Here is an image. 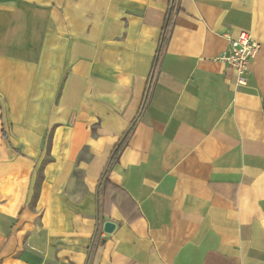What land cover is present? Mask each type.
<instances>
[{
	"label": "crops",
	"instance_id": "1",
	"mask_svg": "<svg viewBox=\"0 0 264 264\" xmlns=\"http://www.w3.org/2000/svg\"><path fill=\"white\" fill-rule=\"evenodd\" d=\"M169 3L0 0V264H264V0Z\"/></svg>",
	"mask_w": 264,
	"mask_h": 264
},
{
	"label": "built area",
	"instance_id": "2",
	"mask_svg": "<svg viewBox=\"0 0 264 264\" xmlns=\"http://www.w3.org/2000/svg\"><path fill=\"white\" fill-rule=\"evenodd\" d=\"M258 50V43L251 35L242 31L229 44V52L218 57L222 62L227 63L234 72L236 86L246 83L249 64Z\"/></svg>",
	"mask_w": 264,
	"mask_h": 264
},
{
	"label": "trees",
	"instance_id": "3",
	"mask_svg": "<svg viewBox=\"0 0 264 264\" xmlns=\"http://www.w3.org/2000/svg\"><path fill=\"white\" fill-rule=\"evenodd\" d=\"M177 1L178 0H170L169 6H168V11H167V14H166V17H165V20H164V26H163V30H162V35H161V38H160V45L162 47L164 46L166 40L168 39L169 27L171 25L173 12L177 8V4H178ZM128 134H129V132L124 134L122 140H120V142L114 146V148L112 150V155H111V158H110V165L113 162L116 161L117 156L119 155V152L121 151V149H122V147H123V145H124V143L126 141V138H127ZM49 136L50 135L49 134L47 135V132H46V135L44 137H45V139H47V147H49V145H50ZM105 175H106V172L103 174V177H105Z\"/></svg>",
	"mask_w": 264,
	"mask_h": 264
},
{
	"label": "water",
	"instance_id": "4",
	"mask_svg": "<svg viewBox=\"0 0 264 264\" xmlns=\"http://www.w3.org/2000/svg\"><path fill=\"white\" fill-rule=\"evenodd\" d=\"M155 65H156V63H154V66H153V69H152V73H151V76H150V79H149V83H148V86H147V91H148V89H149L150 82H151V80H152V75H153V71H154ZM147 91H146L145 97H146V95H147ZM144 100H145V98H144ZM114 227H115V225H114L113 222H111V221H105V222L103 223V225H102V230H103L104 232H106V233H110V232L113 231Z\"/></svg>",
	"mask_w": 264,
	"mask_h": 264
}]
</instances>
